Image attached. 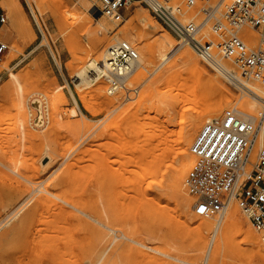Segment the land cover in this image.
I'll list each match as a JSON object with an SVG mask.
<instances>
[{
  "label": "rangeland",
  "instance_id": "rangeland-1",
  "mask_svg": "<svg viewBox=\"0 0 264 264\" xmlns=\"http://www.w3.org/2000/svg\"><path fill=\"white\" fill-rule=\"evenodd\" d=\"M14 1L13 13L4 6L8 0H0V7L7 17L6 24L0 29V39L8 46L3 62L19 76L24 94L29 96L25 110L20 113L13 107L12 96L1 94L7 82L6 75L0 80V223L7 219L0 227V264H210L207 251L220 215L212 218L197 216L194 213L196 199L190 190L192 216L182 215L180 195L175 192L173 178L183 160L178 158L172 167L170 163L178 151L177 141L182 129L178 124L181 123H178L177 114L170 113L169 109L160 113L162 107L188 96L193 79L196 81L193 77L192 82L187 80L191 78L189 67L180 59L182 52L191 48L183 46L170 56L148 60L145 52L148 44L166 32L179 39L137 3L127 7L123 12V23L116 28L117 24L102 18L98 0ZM174 1L181 5L184 2ZM87 4L96 14L90 13ZM41 6L43 12L39 11ZM74 12L78 18L67 21L66 17ZM145 12L153 19L149 31L133 21L145 17ZM196 12L197 7L185 10V20L199 22L200 16ZM83 20L90 22L89 29L81 28ZM102 21L111 27L108 32L100 28ZM128 29L133 32L132 40L124 37ZM249 30L244 28L240 33H247L249 39L258 37ZM117 37L129 42L139 57L147 60L145 69L130 77L114 94L108 93L111 82L107 78L99 86L86 84L78 89L72 78L71 65L86 64L105 51ZM199 38L206 42L214 37L208 27ZM91 40L101 43L94 53ZM197 65L208 72L203 70L205 77L227 88L224 89L231 98L230 106L213 119L223 118L225 112L234 107L257 120L261 118L256 122L255 160L264 147V138L260 136L264 129V105H256L260 113L254 111L253 100L242 85L234 86L218 77L203 66L198 57ZM168 67H173L171 77L165 80L162 75ZM230 67L243 81L260 86L242 78L239 70ZM3 74L6 69L0 66V78ZM153 81H156L158 91L149 94ZM179 82L184 88L179 87ZM58 86L65 87L64 98L55 99L54 106H47L46 94L53 96L52 92ZM169 89L172 93L161 97ZM35 99L43 101L42 112L35 107ZM75 103L80 112L76 118H70L69 110ZM147 106L153 112L150 120L145 110ZM57 111L62 120H57ZM165 113L167 118L173 117L175 124L173 126L171 122L169 128L167 121L164 132L171 137L167 146L160 144L161 135H164L160 122L165 120ZM42 116L44 125L40 126L36 121ZM190 116L195 117V113ZM188 117L182 111L181 121ZM206 120L207 117L194 135L190 148ZM18 121L26 123V131L22 128L19 131L22 125L19 126ZM112 126L117 129L111 130ZM109 129L113 136L109 135ZM115 142L124 148L122 155L112 154ZM167 147L170 149L168 154L158 157L160 150ZM191 162L190 165L194 160ZM231 204L238 211L236 220L242 230L254 241L250 245L244 244L234 229L222 245L217 264H264L254 256L264 249L261 236L237 202L232 200ZM201 220L213 223L210 231L200 232L202 237L196 229V221ZM109 228L123 238L104 252L103 248L111 241L102 248L100 242L107 233L114 236Z\"/></svg>",
  "mask_w": 264,
  "mask_h": 264
},
{
  "label": "built area",
  "instance_id": "built-area-1",
  "mask_svg": "<svg viewBox=\"0 0 264 264\" xmlns=\"http://www.w3.org/2000/svg\"><path fill=\"white\" fill-rule=\"evenodd\" d=\"M102 17L123 23L128 6L139 4L163 28L193 49L201 64L234 86L242 78L250 79L264 88V0H98ZM197 7L200 21L185 20V10ZM5 11L0 7V29L6 24ZM210 29L213 39L204 42L199 35ZM244 28L255 32L257 42L249 39ZM114 32V31H113ZM250 44H254L251 46ZM8 46L0 39V65ZM108 63L113 73L128 71L139 59L136 49L126 41L110 47ZM114 82H111V86ZM262 117V116H260ZM261 118L246 117L234 107L223 118L206 121L191 146L194 162L188 172L187 184L196 199L194 213L212 218L224 213L228 204L237 202L264 244V147L256 159L253 149L257 141Z\"/></svg>",
  "mask_w": 264,
  "mask_h": 264
},
{
  "label": "bare ground",
  "instance_id": "bare-ground-1",
  "mask_svg": "<svg viewBox=\"0 0 264 264\" xmlns=\"http://www.w3.org/2000/svg\"><path fill=\"white\" fill-rule=\"evenodd\" d=\"M34 1L37 2L38 0H34ZM4 6L10 12H13V13L15 12L16 3L14 0H8V3H6V5H4ZM86 6L89 9L91 14H93V15L96 14L95 9H93L91 5L87 4ZM42 8H43L42 6L39 8L40 12H43L44 9L42 10ZM32 12L34 14V9ZM55 12L56 11L54 10V13ZM145 14H146L145 17H143V18H141V17L136 18L135 17L136 19H134L133 21H137L139 23V26H142L143 30L149 31L150 29H152L153 19L151 17H149L147 12H145ZM77 18H78V14L74 12V13L69 14L66 17V20L67 21H73V20H76ZM102 18L104 19V17H102ZM83 21L84 22H81L82 23L81 28H83L85 30L89 29L88 25L90 24V22L87 20L86 21L83 20ZM99 26L105 32H108L111 29V27H109V25L106 21H102L101 23H99ZM115 26H117V25H115ZM115 26H113V27H115ZM153 29H155V28H153ZM140 31L141 30H139V32ZM131 34H133V32H131L128 29L124 32V37L129 39V40H132V37H130V36H132ZM142 35H143V33H142ZM257 38L258 37H256V38L253 37V43L257 42ZM134 39L135 38H133V40ZM91 41H93V40H91ZM119 42H121L120 38H118V37L115 38V42L109 43L107 48H105V51L98 53V55L95 58H91L84 65H81V63L79 65L78 64H76L74 66L71 65V69L73 70V77L72 78L75 80V82H76L75 84L78 87V89H79V86L86 85V84L90 85V86L91 85L99 86L100 83L102 82V80L107 78V80H109L110 82H114V84L112 86L110 85V87L108 89V93L114 94L121 86L122 87L125 86V84L128 82V79L130 77L134 76L139 70L145 69L144 66L147 63V60L141 59L139 57L138 61H136L135 63H132V64H130V66H128L127 72H125V73L124 72L113 73L111 71L110 65L108 63L107 52H108V49L110 47L114 46L115 44H117ZM100 45H101V43L99 41L94 42V48L92 49V53H94L96 50L98 51V48L100 47ZM250 45H254V44H250ZM181 47H183L182 41L174 39L169 33L166 32L163 37L156 39L155 42L152 44H148L146 46L145 52H146V55H147L148 60H149V59H153L156 56H159V57L170 56L171 54H174V52L179 50ZM191 50H185L184 52H182L180 59L184 62L185 65H187L189 67L188 71H189V75L191 76V78L187 79L188 78V76H187L186 79L191 81L193 78H195L196 81H198L199 83L196 84V81L193 79L194 84L192 83L193 86L189 87L190 89H188V91H190V92L187 94L188 96L182 98L181 100L171 102V103H169L168 107H162L160 109V113H161V111H165V110L169 109L170 113H174V115L177 114L176 116L180 121V122H178V121L177 122L181 123V124H178V125H181L180 127L182 128L181 133L179 132V134H180V137H178L179 140L177 141V143H178L177 144L178 145L177 150L178 151H177V153L176 152L174 153V157L172 156L173 158L170 160V163H171V167H172L177 162L178 158H180L181 161L183 160L182 165H180V169L178 171H176V173H175L176 176L174 175L175 178H173V177L172 178L174 179L173 183H175L174 184L175 185V192H177L180 195L179 205H180L181 213L186 218H189V217L191 218V216H192V214H191L192 213V201L189 197V190L190 189H189L188 184H187V176H188L189 166L193 165V164L190 165V163H192L191 161L194 160L193 159L194 155L191 153L190 145H191L193 139H195L194 135L198 132L200 126L204 122V119L207 117V120H211V119L219 116L222 113V111L224 110V108L231 103L230 95L225 90L227 88L224 87L225 88L224 89L222 87L223 85L221 86L218 83H216L213 79H211L210 77H205L203 75L204 74L203 70H205V69H202L200 66L197 65V57H196L197 55L193 49H191ZM76 59H78V58H76ZM0 66L3 69H6V74H3V76L0 78V80L3 79L5 75L7 77L6 85L2 88L1 94L11 95L13 98V101H14L13 107H15V109H17L21 113L22 110L23 111L25 110L24 105H25L29 95L24 94L23 84H22L19 76L14 72L13 69L8 67V63L3 62L2 65H0ZM183 67L184 66H182V68ZM171 68H173V67H168L165 69V73H163V75H162V77L165 80H168L171 77L170 76ZM231 71L235 76H237L239 78L240 85L243 86V88L247 91L248 96L253 100V104H254V105H252L253 110L258 111V113H260V110L258 108H257L258 110H256V105L257 104H259L261 106L264 105V90H263L264 88L262 89V87H260L258 85L250 84L248 82L243 81L241 79L240 75L236 74L233 71V69ZM207 74H208V72H207ZM182 79H184V78H182ZM182 81L184 82L185 80H182ZM152 83L153 84H152V86L150 84V87H153V88L152 89L150 87L148 88L149 90L151 89L150 92L148 91L149 94H153L155 92V90L158 91L156 89L157 86H155L156 81L155 82L153 81ZM187 86H189V85L187 84ZM179 87H183V86H180V82H179ZM63 89H65L64 86H58L55 88V90H53L54 91V92H52L53 96H50L51 93H49L48 95L46 94V96H45L46 98H44L45 104L47 106L51 107V106H54L55 99L58 101L60 98H64V95L62 93ZM97 89L99 91L101 90L100 87H97ZM170 89L167 90L169 92L163 93L161 97H164L165 95L168 96V94L170 95L172 93V91ZM180 90L183 91L181 88H180ZM163 92H165V91H163ZM55 96H57L58 99L55 98ZM41 102H43V101H41ZM41 102L39 100L35 99L33 103H34V105H36L35 107H38L37 109H40V111L42 112L43 103H41ZM145 110L148 113L147 119L150 120L153 117V115H152L153 112L151 111L150 107H148V106L145 108ZM182 111H185L186 116H189V117L186 120L181 121ZM238 111L240 113L246 115V117L255 118L254 116L247 114L245 112H242L241 110H238ZM79 112H80V108H79L78 104L75 103V106L71 107V109L69 110L68 115L70 118H76L78 116ZM54 113H55V111H54ZM56 113L58 114V115L55 114V117L57 115V117H56L57 120H58V118L61 119L58 111ZM191 113H195V117L190 116ZM164 115H166L165 120L162 121L160 118V120L162 121V122H160V126H161V128H163L162 132L164 133V135H161L160 144L167 146L171 143V137L166 136L164 130H166L167 121L170 124V126H168V127L169 128L172 127L171 122H173L174 119L172 116H169L167 118L166 113ZM160 117H161V115H160ZM162 118H164V116ZM21 120H22V118H21ZM54 120H55V118H54ZM23 121H21L22 123H20L18 121L19 122L18 125L19 126L22 125V127H19V131L20 130L22 131V129L24 131L27 130L26 129V123H24L25 121L24 122ZM55 122L58 123V121H55ZM36 123L40 126L44 125L43 116L40 117L36 121ZM57 123H55V124H57ZM174 125L175 124L173 122V126ZM176 126H177V124H176ZM20 128H22V129H20ZM111 128H112L111 130L117 129V127H115V126H112ZM111 130L109 129V135L113 136V132ZM260 136H261V138H264V129L263 128H262V132H261ZM149 143L150 142L147 140L146 144L148 145ZM169 148L168 149L165 148V149L160 150L158 157L166 156L168 154V151H170ZM111 151L113 152L112 154H115L116 156L119 153L122 155V153L124 152V148L122 147L121 144H118L115 142L114 145L112 146ZM155 160H157V159H155ZM155 160H153L154 161L153 164H155V162H156ZM35 191H37V189ZM157 199H159V198H157ZM237 215H238L237 209L230 202L228 204V206L226 207L224 213L221 214V216L217 219V220H219V219L220 220L216 223V226H215L214 232H213L212 241H211V243L209 245V249L207 251L208 260L210 259V264H217V260L220 256V251H221L222 245L227 241L229 233L231 231H233L234 229H236L237 234L242 237L244 244L250 245L251 243H253L254 239H252L251 236L248 233H246V231L244 232L242 230V227L240 226V222H238L236 220ZM6 220L7 219L5 218L0 223V227L4 224V222ZM196 223H197L196 229H197V232L199 233V235H200V232L204 233L205 231H210L212 229V226H213V223L211 224L210 221H205V220L204 221L201 220L198 222L196 221ZM245 229H247V228H245ZM109 231L113 232L114 236L111 237L107 233L105 235V237L102 239V241L100 242V245H101L100 248H102V247H104V245L109 240L111 241V242H109V246H106L107 248H105V247L103 248L104 252H107L108 249H110L113 246V244H115L117 242V240H119L120 238H123V236H118L117 233L110 228H109ZM200 236L202 237V235H200ZM124 237L126 238V236H124ZM203 237H204V235H203ZM110 238H112V239H110ZM254 256H257L256 258L259 257L260 260H262L264 262V249H261L258 252L254 253Z\"/></svg>",
  "mask_w": 264,
  "mask_h": 264
}]
</instances>
